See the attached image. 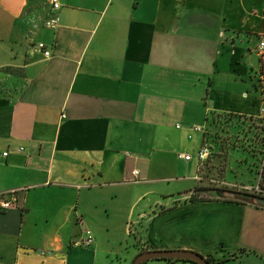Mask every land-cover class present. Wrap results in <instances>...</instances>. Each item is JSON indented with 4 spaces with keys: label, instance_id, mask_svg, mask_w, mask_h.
Returning <instances> with one entry per match:
<instances>
[{
    "label": "crops",
    "instance_id": "1",
    "mask_svg": "<svg viewBox=\"0 0 264 264\" xmlns=\"http://www.w3.org/2000/svg\"><path fill=\"white\" fill-rule=\"evenodd\" d=\"M60 2L0 0V264H132L150 249L264 264V206L191 200L264 188L263 158L256 184L230 182L259 157L213 154L208 134L264 117V0Z\"/></svg>",
    "mask_w": 264,
    "mask_h": 264
},
{
    "label": "rangeland",
    "instance_id": "2",
    "mask_svg": "<svg viewBox=\"0 0 264 264\" xmlns=\"http://www.w3.org/2000/svg\"><path fill=\"white\" fill-rule=\"evenodd\" d=\"M259 78V73H258ZM234 117H224L220 120H215L213 122V126L210 125V121L208 122V134L210 135V141H211V148L214 152L213 154H219L222 157L228 156L230 153L231 156L235 155L236 152L238 155H247L251 159L252 155L247 151L249 150L254 155L258 156L259 158L256 159V161L252 164H239L236 167L240 170V172L237 174L234 172V168L229 169L228 176L226 179L233 183H246L248 180H252L255 184L258 182V174L256 170L258 169V166L260 165V161L262 158L264 159V117L262 118H242L237 117L236 120H233ZM238 122V127H232V122ZM232 148V149H231ZM236 148H240L239 150H236ZM245 149V150H244ZM217 152V153H216ZM250 163V162H249ZM222 166V167H221ZM221 169L218 170L220 174L225 169V164L219 166ZM222 176V175H221ZM224 180H221L220 178H211L212 183L219 184ZM226 183V182H224ZM220 183V184H224ZM245 194H254L250 189H243L241 191ZM243 195V194H242ZM179 196L178 193L176 194V197ZM198 197L201 196H213L209 193H202L200 192ZM141 223L135 224L133 227V230L139 229L141 227ZM135 235L132 237V241H134ZM149 264H165L164 260L161 259H155L148 261Z\"/></svg>",
    "mask_w": 264,
    "mask_h": 264
},
{
    "label": "built area",
    "instance_id": "3",
    "mask_svg": "<svg viewBox=\"0 0 264 264\" xmlns=\"http://www.w3.org/2000/svg\"><path fill=\"white\" fill-rule=\"evenodd\" d=\"M52 4H53L54 9H59L61 7L60 0H52ZM59 24H60V17L58 15H55L46 21V26L48 28H52V29L56 28ZM33 51L34 52H42L46 56H50V54H51V51L45 42H38L35 45H33ZM259 54H260V57L262 59L261 68L259 70V82H260L261 89L264 92V63H263V61H264V39H262L260 42ZM195 129L201 130L202 128L200 126H196ZM5 154H7V153L5 152ZM210 154H211L210 145L207 142H205L197 154L198 160L200 162H204L210 156ZM181 156L185 157L187 160L192 159V155H190V154H186V155L181 154ZM263 170H264V163L262 165V172H261L260 178H262ZM133 173H134V175L137 176L140 174V171L135 170ZM246 189H250V190L256 192L257 194L264 196V188L260 185H258L257 187H254V188L253 187H247ZM13 192H14V190H13ZM13 192L10 193L11 196L13 195L12 194ZM15 200H16L15 197H11L10 199H4V201L1 204L2 208L11 207ZM93 241H94V235H93L92 230H87L86 236L84 237V239L81 240L80 242H76V245L88 246V245H91L93 243Z\"/></svg>",
    "mask_w": 264,
    "mask_h": 264
},
{
    "label": "water",
    "instance_id": "4",
    "mask_svg": "<svg viewBox=\"0 0 264 264\" xmlns=\"http://www.w3.org/2000/svg\"><path fill=\"white\" fill-rule=\"evenodd\" d=\"M261 202L264 203V199H261ZM160 258L190 260L198 264H214L210 259H208L203 254L186 249L144 250L135 258L132 264H144L145 262H148L150 260H155Z\"/></svg>",
    "mask_w": 264,
    "mask_h": 264
},
{
    "label": "trees",
    "instance_id": "5",
    "mask_svg": "<svg viewBox=\"0 0 264 264\" xmlns=\"http://www.w3.org/2000/svg\"><path fill=\"white\" fill-rule=\"evenodd\" d=\"M264 63V61H263ZM210 191V188H195V191L191 197V200H195V199H203V200H212V199H224L226 201H232V202H241V203H246V202H252L255 203L256 205L259 206H264L263 203L259 200L260 196H258L257 194H248L245 192H235L230 190L229 188H221V189H216V193L219 195L218 197H212V196H201L198 197L196 195L197 192L200 191ZM227 193V194H226ZM243 194V195H242ZM208 259H210L212 262H214V260L209 256L207 257ZM162 260H166L167 264H176L179 261L182 262H192V263H196L190 260H181V259H165V258H160ZM147 262H145L144 264H146Z\"/></svg>",
    "mask_w": 264,
    "mask_h": 264
}]
</instances>
